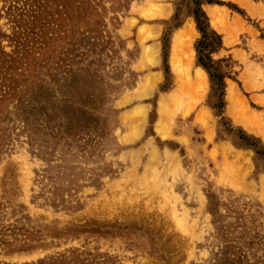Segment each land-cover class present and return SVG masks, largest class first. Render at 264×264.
<instances>
[{
    "label": "rangeland",
    "instance_id": "374dc122",
    "mask_svg": "<svg viewBox=\"0 0 264 264\" xmlns=\"http://www.w3.org/2000/svg\"><path fill=\"white\" fill-rule=\"evenodd\" d=\"M0 264H264V0H0Z\"/></svg>",
    "mask_w": 264,
    "mask_h": 264
},
{
    "label": "bare ground",
    "instance_id": "6f19581e",
    "mask_svg": "<svg viewBox=\"0 0 264 264\" xmlns=\"http://www.w3.org/2000/svg\"><path fill=\"white\" fill-rule=\"evenodd\" d=\"M155 2V1H154ZM147 3H148V0H147ZM152 4H154L153 2H152ZM142 10V9H141ZM154 10H156L155 8H154ZM143 11V10H142ZM145 11V10H144ZM140 12V11H139ZM150 12H153L152 10L150 11ZM209 14H210V16H211V18H212V20H213V23L215 24V20H214V18L216 17L217 18V16H216V11H215V9H210L209 10V12H208ZM219 14H220V12H219ZM215 18V19H216ZM216 20H218V19H216ZM221 22V21H220ZM185 25H187V24H185ZM216 25H217V22H216ZM219 26V25H218ZM217 26V27H218ZM221 26V25H220ZM186 29V28H185ZM185 29H183V30H185ZM192 29V28H191ZM193 30V29H192ZM179 31V30H178ZM177 31V32H178ZM189 33L190 32H188L187 30L186 31H184V32H182V33H177L176 35H175V37H174V43H175V52L173 53V55H171V59H172V66L174 67V70H175V72L178 74V75H180L181 74V70H183L184 68H183V64H182V62H181V60L182 59H180L181 57H180V54H179V51H181V49H180V45L182 46L181 48H182V52H183V48L186 46V42H188V39L189 38H191V37H189ZM193 33V32H192ZM192 36V35H191ZM172 44V43H171ZM173 45V44H172ZM184 46V47H183ZM148 48H149V46H148ZM185 48H188V47H185ZM147 49V48H146ZM145 49V50H146ZM172 49V48H171ZM186 51H188V49H186ZM181 52V53H182ZM189 52V51H188ZM184 53V52H183ZM183 53H182V55H183ZM147 54V53H146ZM149 56V55H148ZM156 56H154V58H155ZM185 57V56H184ZM144 58V57H143ZM153 58V59H154ZM186 59L188 60V61H190V59H191V54H189L188 56H186ZM185 59V60H186ZM152 61H154V60H152ZM186 62V61H185ZM151 63V62H150ZM171 64V63H170ZM145 65V64H144ZM143 65V66H144ZM188 66V65H187ZM200 67H198V69H199ZM185 69H188V68H185ZM173 70V69H172ZM173 70V71H174ZM195 71V70H194ZM198 71H200L201 72V69L200 70H198ZM174 72V73H175ZM186 72H187V70H186ZM200 72H198L197 74H196V76H197V78H198V82H200V81H202V75H201V73ZM187 74V73H186ZM156 75V74H155ZM188 75V74H187ZM245 75V74H244ZM152 76V75H151ZM195 76V77H196ZM148 77H149V75H148ZM194 77V76H193ZM246 77V76H245ZM181 78H183V77H181ZM144 79V78H143ZM145 79H146V77H145ZM148 79H152V78H148ZM179 79V78H178ZM185 79V78H184ZM189 79V78H188ZM188 79H187V81H188ZM183 80V79H182ZM186 80V79H185ZM154 81V80H153ZM183 82H184V84L185 83H187V82H185L184 80H183ZM182 82V83H183ZM142 83V82H141ZM177 83V82H176ZM179 84H181V83H179ZM187 85V84H186ZM192 85H194V84H192ZM198 85H199V83H198ZM181 86V85H180ZM179 85H178V87H180ZM181 87H183V86H181ZM180 87V88H181ZM187 87H189V86H187ZM145 88V87H144ZM183 88H185L186 89V87H185V85H184V87ZM140 89V88H139ZM141 90V89H140ZM180 90V89H179ZM178 90V91H179ZM176 92V91H175ZM148 93V92H147ZM233 93H234V91H233ZM232 92H230L229 94V96H228V98H229V101L230 102H232L233 103V101H236V96H234V94H233ZM175 93H173L172 95H174ZM236 95V94H235ZM239 98V97H238ZM196 100V99H195ZM165 109V108H164ZM164 116V115H163ZM160 118V117H159ZM238 120L239 121H241L245 126H248V127H252V125L253 124H251L250 123V120L248 119V117L247 116H245V111H244V113H242V114H239L238 115ZM256 120V119H255ZM205 123H207V122H205ZM162 124V123H161ZM164 124V123H163ZM259 125V124H258ZM165 126V125H164ZM256 126H257V124H256ZM161 127V126H160ZM254 129H256L257 130V128L258 127H255V124H254ZM158 130V129H157ZM164 131H165V129H164ZM161 132V131H160ZM164 133V132H163ZM166 133V132H165ZM149 164V163H148ZM147 164V165H148ZM151 166V165H150ZM148 167V166H147ZM151 171V170H150ZM149 171V172H150ZM224 178V177H223ZM220 179V178H219Z\"/></svg>",
    "mask_w": 264,
    "mask_h": 264
},
{
    "label": "crops",
    "instance_id": "0c3cea01",
    "mask_svg": "<svg viewBox=\"0 0 264 264\" xmlns=\"http://www.w3.org/2000/svg\"><path fill=\"white\" fill-rule=\"evenodd\" d=\"M210 8H212V6Z\"/></svg>",
    "mask_w": 264,
    "mask_h": 264
},
{
    "label": "trees",
    "instance_id": "16d2710c",
    "mask_svg": "<svg viewBox=\"0 0 264 264\" xmlns=\"http://www.w3.org/2000/svg\"><path fill=\"white\" fill-rule=\"evenodd\" d=\"M202 13V12H201ZM203 15V14H202Z\"/></svg>",
    "mask_w": 264,
    "mask_h": 264
}]
</instances>
